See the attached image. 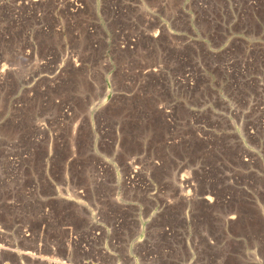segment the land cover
I'll return each mask as SVG.
<instances>
[{
  "label": "rangeland",
  "instance_id": "374dc122",
  "mask_svg": "<svg viewBox=\"0 0 264 264\" xmlns=\"http://www.w3.org/2000/svg\"><path fill=\"white\" fill-rule=\"evenodd\" d=\"M134 15L101 40L0 24V264H264V0ZM50 47L80 65L36 69Z\"/></svg>",
  "mask_w": 264,
  "mask_h": 264
},
{
  "label": "built area",
  "instance_id": "2783aa9c",
  "mask_svg": "<svg viewBox=\"0 0 264 264\" xmlns=\"http://www.w3.org/2000/svg\"><path fill=\"white\" fill-rule=\"evenodd\" d=\"M141 1L142 0H0V24L13 22L21 26L30 23L34 25L33 28H35V34H38L39 36L50 33L53 36L60 35L62 37H70L71 35V37L77 36L78 38L80 36L77 33L79 30L78 23H81L80 28L89 39L101 40V14L106 20H123L126 23V19L128 18V23L133 24L135 20L134 12ZM148 13L153 19L158 17L154 9ZM156 23L160 24L156 25ZM119 29L122 28L114 27L112 33L118 34ZM164 30L168 31L167 24L158 18V21L149 25L145 32H147V36L153 37ZM2 34L4 33L2 32ZM106 36L108 37L107 34ZM115 36L117 39H121L119 35ZM124 38H127V40L123 44L121 41L115 42L116 48H131V43L133 42L132 36H125ZM91 46L93 47L94 45L91 44ZM55 53L56 50L53 49V47H50L44 55L37 59L36 69L48 68L49 70L58 71L62 67L64 68L63 64L70 67L80 65V62L77 61L79 60L77 51L70 49V47H65L63 49L60 54L59 65L55 63L57 60ZM9 69V64L5 60L0 59V83L4 80L1 78L4 77ZM42 76L46 75H38L35 78L39 79ZM46 77L53 78L54 74L47 75ZM24 80H26V78H24ZM158 164L160 165L159 162L151 161L152 166H158ZM136 168V165L130 163V171L133 175L129 174V177H125V180L131 181V183L132 181H135L136 178H134V176H136ZM182 177L184 176H181L180 174L178 186L180 190L185 188V194L188 195L193 185L189 180V177H184V179L187 180V185L183 187L181 182ZM152 182V179H148L145 188L148 199H151L150 196L157 197L160 196V194H164L163 187L159 185L156 186ZM73 190L77 191L80 196H84L82 189L74 188L72 191ZM67 194L68 193H66V196L68 197ZM1 226L2 224L0 225V235L6 236L7 228L4 225V227ZM24 230H26V228L19 227L18 235L29 233L27 230L24 232Z\"/></svg>",
  "mask_w": 264,
  "mask_h": 264
},
{
  "label": "bare ground",
  "instance_id": "6f19581e",
  "mask_svg": "<svg viewBox=\"0 0 264 264\" xmlns=\"http://www.w3.org/2000/svg\"><path fill=\"white\" fill-rule=\"evenodd\" d=\"M207 199H209L210 200V197H207ZM209 209V208H208ZM24 239V238H23ZM85 250V249H84ZM84 250H82V251H84ZM84 252H86V251H84Z\"/></svg>",
  "mask_w": 264,
  "mask_h": 264
}]
</instances>
